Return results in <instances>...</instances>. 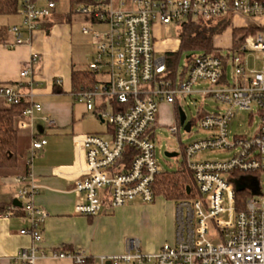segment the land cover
I'll return each mask as SVG.
<instances>
[{
  "label": "built area",
  "instance_id": "1",
  "mask_svg": "<svg viewBox=\"0 0 264 264\" xmlns=\"http://www.w3.org/2000/svg\"><path fill=\"white\" fill-rule=\"evenodd\" d=\"M56 8V1L46 6L37 0H22V25L10 31L15 40L11 47L26 42L23 31L30 33L42 27ZM90 23L84 34H92L94 46L88 69L107 74L90 89L77 92L76 99L87 110H96L103 98L109 104L98 110L108 125V133H77L73 137L74 167L60 174L73 176L77 195L75 213L95 216L125 206L134 200L152 203L156 199L155 184L162 170L155 155V129L164 103L174 104L186 97L193 85L208 81L200 92L213 97L226 108L202 115L200 126L213 133L186 145L185 163L193 172L197 195L175 200V231L172 242H165L155 252H145L140 240L130 238L120 254L100 255V264H264V0H90L74 8ZM231 21L237 15L249 18L243 23L245 32L237 47L229 48L228 58L220 53L194 55L186 78L169 77L166 58L156 55L155 26L180 27L189 19L217 21L225 16ZM95 24L107 26L100 31ZM255 55L249 67V56ZM234 66L232 80L227 65ZM37 60L21 70V77L32 74ZM22 84L0 83V100L4 105L29 103L17 120L18 129H31L35 113L42 105L22 90ZM260 116L256 133L235 135L229 141V123L238 110ZM48 124L53 120L44 117ZM173 133L178 126L170 125ZM47 143L44 137H33L31 154ZM234 150L226 160H192L204 149ZM20 205H9L0 213L12 216L22 212L30 225L20 230L33 245L22 249L17 259L36 264L40 258H70L87 263L85 251H38L47 211L35 203L39 185L30 172L17 175ZM242 185L244 189L237 190ZM257 191L254 193V190Z\"/></svg>",
  "mask_w": 264,
  "mask_h": 264
},
{
  "label": "crops",
  "instance_id": "2",
  "mask_svg": "<svg viewBox=\"0 0 264 264\" xmlns=\"http://www.w3.org/2000/svg\"><path fill=\"white\" fill-rule=\"evenodd\" d=\"M67 13L69 11L58 12L56 6L52 16L46 19H50L51 22L48 29L41 27L32 33L24 29L23 37L26 42L13 47L11 45L15 40V36L10 28L14 25H22L21 8L16 14H0V83L12 85L21 83L23 85L22 90L25 93H30L32 100L42 105V110L35 113L33 127L19 130L20 149L22 148L20 165L12 169H0V202L13 204L20 189V184L16 182L15 178L17 175L24 174L29 170L35 176L39 185L35 203L48 213L42 229V239L37 243L38 251L50 254L54 250L65 249L68 251H85L91 256L87 263H76L70 258L54 259L45 257L40 258L36 264H100L98 256L124 252L127 240L118 244L115 250H103L95 242L92 228L95 222L98 223L105 218L104 214L106 212L100 213L99 216H85L75 213L77 195L73 191L75 186L74 177H66L60 174L61 171L66 172L74 167L73 137L82 131L81 119L93 111L102 123H106L100 117L98 110L109 107V104L105 103L103 98H100L96 102V110H87L85 103L76 99V93L73 92L72 71L78 70L74 66L77 61L75 57L76 50L80 48V42L75 38L76 31L71 23L72 15ZM237 17L242 18L239 15ZM234 18L231 21L232 25L242 27L243 24H237ZM175 28L177 27L155 26L156 55L158 51H162L163 55L158 56L166 57L168 52L178 50L179 36L176 50L168 49L167 40L162 42L165 47L158 49L159 42H157L158 37L169 36L170 31L172 32ZM228 29L231 30L232 36V29ZM232 46L233 39L231 37L228 49ZM93 54L94 46L85 68H88ZM34 55L37 60L33 64L32 74L21 77V70ZM100 79L97 75V80ZM178 100L174 104H162L159 117L163 116V119H165L167 117L165 111L169 106H178ZM3 106L6 105L0 100V107ZM179 109L178 112L174 110L178 124ZM44 117L52 119L53 124H48ZM69 129H71V134L61 133ZM93 133H108V125L105 132ZM32 135L44 137L47 140L44 147L33 155L31 154ZM64 138L68 140L66 141ZM13 169L17 171L15 172ZM157 197L162 198V201H160L162 203L166 201L173 203L169 211V222L173 226V235L170 240L164 241L158 248H143L140 241L141 248L145 252H155L165 242H172L174 239L175 200L167 199L163 195H157ZM155 200L153 201L154 204H156ZM129 203H133V201ZM151 207L153 208L154 205ZM115 209L107 213L113 212ZM29 225L30 220L22 212L12 216H2L0 214V264H24L16 257L20 250L33 245L30 236L20 233L22 228Z\"/></svg>",
  "mask_w": 264,
  "mask_h": 264
},
{
  "label": "rangeland",
  "instance_id": "3",
  "mask_svg": "<svg viewBox=\"0 0 264 264\" xmlns=\"http://www.w3.org/2000/svg\"><path fill=\"white\" fill-rule=\"evenodd\" d=\"M20 1V8H22V0ZM49 0H37V5L46 6ZM57 11L64 13L69 11L70 8L74 9L75 5L71 7L69 0H56ZM4 19H6L4 17ZM237 24L249 23L247 17L234 18ZM71 23L76 31V40L80 42V48L76 50V64L75 68L83 69L89 62L90 55L93 50L91 38L93 33H82L83 26H90V23L83 15L73 12ZM95 30H106L107 26L103 24H95L92 26ZM180 27L170 31L169 36H161L157 38L159 48H163V41L167 40L168 49H177V38L179 36ZM156 31V29H155ZM231 30L227 29L222 34L214 37V44L218 47L219 53L228 58L231 55L228 49L231 40ZM162 43V44H161ZM161 44V45H160ZM165 47V46H164ZM158 51V50H157ZM204 51L201 49L196 50H183L180 61L179 70L181 71L188 63L187 57L191 54L201 55ZM158 55H163L162 51L157 52ZM255 55L249 56V67L254 66ZM230 60V58H229ZM234 66L230 62L227 65L228 79L232 80ZM101 79H107V74H98ZM210 83L208 81H201L193 85L195 92L184 97L179 96L178 106H169L165 111L167 117L163 119L159 117L158 125L155 129V155L158 160L160 168L164 171H175L180 164L185 161L183 149L186 145L192 142L209 137L213 131L204 129L200 126V119L202 115L207 113H214L219 110L224 111L225 106L216 101L213 97H205L200 91L208 88ZM179 107L186 114L185 125L178 124L174 115V110L178 111ZM109 108V107H108ZM253 115L248 110H238L236 115L229 123V141L235 135L253 136L259 128L260 116L258 114L257 106H252ZM82 131L81 133L105 132L107 130V123H102L96 113L86 114L80 121ZM178 126V132L173 133L170 125ZM62 134H71V129L61 132ZM66 141L67 138H64ZM21 147V142H20ZM22 151V148L20 149ZM177 152L175 157H168L166 152ZM234 150L222 149H204L196 153L192 160H226L233 156ZM22 157V156H21ZM17 168V167H16ZM15 172L17 170L13 169ZM162 201L161 197H157L155 203L143 202L134 200L133 203L125 205V207L115 209L113 212L104 214L105 218L100 222H95L93 235L95 242L103 250H115L121 242L124 243L127 239L138 238L140 239L143 248H158V246L166 240H170L173 235V226L169 222L170 208L173 203L170 201ZM154 207L152 208L151 206ZM169 208V209H168ZM101 214H98V216ZM97 216V215H96ZM145 264H153V262H146Z\"/></svg>",
  "mask_w": 264,
  "mask_h": 264
},
{
  "label": "trees",
  "instance_id": "4",
  "mask_svg": "<svg viewBox=\"0 0 264 264\" xmlns=\"http://www.w3.org/2000/svg\"><path fill=\"white\" fill-rule=\"evenodd\" d=\"M56 1V0H55ZM90 0H69L71 7ZM20 10L19 0H0V14L12 15ZM74 9L70 8L68 15H72ZM50 19L44 21L42 27L48 29ZM228 28L232 29L233 47L239 45V41L246 31L244 27H236L231 23V16H225L217 21L187 20L180 26V44L177 51L166 54L167 71L169 77L175 81H183L189 71L195 54L187 57V65L180 71L179 61L183 50L201 49L204 53H219L218 47L214 44V37L222 34ZM97 74L88 68L72 71L73 92L92 88L97 83ZM57 85V84H55ZM29 105L23 101L20 104L0 107V169H12L20 165V132L17 128V120L23 115L24 109ZM178 112V111H177ZM35 135H32V138ZM29 171V170H28ZM187 189H190L188 194ZM197 184L193 172L183 161L175 171H163L157 175L155 193L163 195L167 199L179 200L197 195ZM11 205L7 202H0V213Z\"/></svg>",
  "mask_w": 264,
  "mask_h": 264
},
{
  "label": "water",
  "instance_id": "5",
  "mask_svg": "<svg viewBox=\"0 0 264 264\" xmlns=\"http://www.w3.org/2000/svg\"><path fill=\"white\" fill-rule=\"evenodd\" d=\"M178 119H179V124H181V125H185V121H186V114H185V112L180 108L179 109V117H178ZM166 155L168 156V157H175V156H177L178 155V153L177 152H169V151H167L166 152ZM242 189H244V186H242V185H238L237 186V190H242ZM257 191V189H255L254 190V193ZM187 192H188V194L190 193V189H187ZM13 204L14 205H20L21 203H20V201H18L17 199H15L14 201H13Z\"/></svg>",
  "mask_w": 264,
  "mask_h": 264
}]
</instances>
